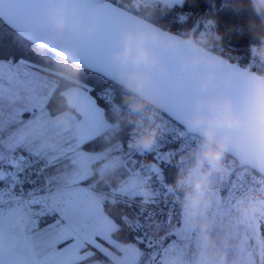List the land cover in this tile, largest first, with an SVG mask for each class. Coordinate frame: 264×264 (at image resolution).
<instances>
[{
  "label": "snow or ice",
  "instance_id": "snow-or-ice-1",
  "mask_svg": "<svg viewBox=\"0 0 264 264\" xmlns=\"http://www.w3.org/2000/svg\"><path fill=\"white\" fill-rule=\"evenodd\" d=\"M115 4L116 0H71L66 10L69 21L77 10L82 15L80 27L69 32L74 37L73 47L79 61L94 69L95 73L109 76L114 75L111 50L119 46L118 28L126 19L125 14L114 7ZM93 6H102L95 16L90 14ZM53 11V0H0V264H78V250L74 246L65 247L78 240L99 242L105 245L100 251L112 255L107 251L112 222L105 215L100 201L85 187L89 183V170L104 156L101 153L88 154L82 149H87L94 139L114 132L115 125L103 111L107 108L104 100L98 98L97 106L96 100L82 92L85 104L82 120L73 118V124L64 128L67 138H61L59 142L52 139L59 126L48 119L50 113L45 110V89L40 75L42 68L38 62H33L32 57L36 55L34 49L37 45L54 47L48 28V17ZM90 26H94L91 34L87 32ZM94 76L104 83L100 76ZM241 76L246 78V74ZM184 79L186 84L181 90L162 82L166 90L163 98L166 115L173 123L185 120L191 108V96L197 91L193 78ZM91 96H96V92L93 91ZM233 96L236 110L244 117L249 131L264 128V118L257 115L264 113V80L248 79L243 89L233 90ZM124 147L117 144L114 151L120 152ZM170 155H158L157 159L163 163ZM42 156L47 158L48 168L63 162L71 169L65 188L51 197V204L48 203L49 197L44 196V189L39 190V196L31 193L28 201L15 199L20 173L33 166L29 163L33 157ZM247 158L264 170V144L258 149H250ZM108 167V164L104 165V169ZM151 171L163 180L161 169L155 164ZM138 175L137 172L130 174L123 191L137 194ZM6 183L10 189L7 193ZM47 191L51 193V189ZM234 203L239 205L242 201L235 200ZM257 203V217L249 222L248 229L252 232V242L264 258V200ZM25 207L38 210L36 215L41 219L34 220L31 229L19 230V226H12L6 250L5 209L11 217ZM166 222L172 228V219ZM49 228L58 231L49 232ZM190 231L186 222L183 226L177 222L164 237L163 244L175 241L177 236L187 238L182 234ZM140 237L141 233H136L133 244L126 249L113 242L112 246L118 250L119 264H143L135 245L147 249L149 264L164 259L159 250L161 246L146 235ZM171 247L177 245L173 243Z\"/></svg>",
  "mask_w": 264,
  "mask_h": 264
},
{
  "label": "clouds",
  "instance_id": "clouds-1",
  "mask_svg": "<svg viewBox=\"0 0 264 264\" xmlns=\"http://www.w3.org/2000/svg\"><path fill=\"white\" fill-rule=\"evenodd\" d=\"M70 2L71 0H57L55 10L48 17V28L54 43L63 50L62 63L55 74L66 84L59 93L64 107L57 111L53 119L64 127L70 126L73 112L82 113L85 107L81 96L82 81L68 46L74 39L68 33L80 27L82 15L77 10L69 21L66 10ZM170 3L171 0H130V6L146 9L147 13L154 12L157 7L163 11ZM249 3L253 12L260 17L259 26L251 21L250 27L260 41L258 51L264 58V0H249ZM215 25V19L208 18L205 21L206 30L199 33L189 29L183 35L167 32L165 36H162L163 30L147 21L121 28L120 46L113 50L112 55L116 63V81L123 89L122 102L130 109L128 121L135 125L132 128L135 135L131 141L134 145L149 149L162 131L158 118L162 111V102L154 88V69L157 65H165L161 60V52L155 46L162 44L167 51L173 53H182L184 48L190 49V57L184 59L185 65L201 62L209 66L215 65L222 59L210 52L213 43L222 39L215 31ZM92 30L90 26L87 32L91 33ZM213 76L214 70L205 72L199 86L208 88L214 83ZM194 104L193 110L187 116V126L197 135L198 140L180 157L181 160L188 157L192 159L187 166L178 168L173 187L182 193L179 200L188 223L199 226L200 241L204 245H215V239L210 232L208 212L216 198V187L230 172L231 161H227L226 157L231 148V129L241 124L244 117L234 109L232 97L227 94L199 95ZM142 189L148 191L144 185ZM260 196H264V187L256 189L247 199L240 210L239 223H245L256 215ZM217 256L220 258L217 259ZM209 259L210 264H226L222 249L210 251ZM231 264H239V261L234 260Z\"/></svg>",
  "mask_w": 264,
  "mask_h": 264
},
{
  "label": "trees",
  "instance_id": "trees-1",
  "mask_svg": "<svg viewBox=\"0 0 264 264\" xmlns=\"http://www.w3.org/2000/svg\"><path fill=\"white\" fill-rule=\"evenodd\" d=\"M116 3L160 25L161 27L177 32L181 35L189 29H195V32L197 33L206 19L214 18L216 21V31L222 39L214 42L211 50H214L234 61L237 59L229 55L227 51L238 53L243 58L239 62L243 66L245 58L251 55L255 47L260 46L259 39L254 35L253 30L250 27L251 21H255L259 26L260 17L253 12L249 0H184L182 4L169 6L163 11L157 7L152 13H147V10L143 8L137 9L136 7L130 6V0H116ZM215 44L224 47L226 51H221ZM34 52L36 55L32 57L33 62H38L42 69L49 71L56 77V88L47 101L49 112L52 115H55L58 110H61L64 107L59 93L62 88L66 87V84L62 78L57 77L55 74L62 63V56L39 45L35 47ZM74 66L78 68L79 78L82 81V84L89 87L91 92H96L97 100L99 98L97 95L98 90L109 85H115L123 92V89L119 84L114 83L112 80L101 74L95 73V71L82 67L76 63ZM94 74L100 76L104 83L101 84V80L94 76ZM103 100L107 105V108L104 109L107 117H110L112 121H114L113 112L115 103L106 99ZM121 103L122 105L124 104L122 101ZM108 144V138L106 135H103L94 139L86 150L101 151L104 150ZM132 161H135V163L133 164ZM153 162L162 167V171L166 175V184L171 188L175 180L174 167L171 164L162 163L154 157V155L150 154L133 158L126 166L104 177L103 180L100 181L99 186L111 187L113 185L118 188L121 181L131 174L132 171L135 170V167H145ZM98 175V172H95L89 180ZM168 196L169 193L164 197H158L152 202L160 206H165ZM105 204L108 214L118 223L117 229L113 232V236L117 240L133 242L134 238H136V233H144V225L141 220L145 218V214L141 206L129 201L112 200L110 198L106 199ZM48 218L50 219L51 216ZM164 224L167 223L164 222ZM92 246L93 245H89L86 248ZM93 247L95 248V246ZM94 250L95 253L92 256L78 261V264H83L92 260H101L105 264H113L109 256L103 254L100 249L95 248ZM145 262L144 256L143 264H145Z\"/></svg>",
  "mask_w": 264,
  "mask_h": 264
},
{
  "label": "rangeland",
  "instance_id": "rangeland-1",
  "mask_svg": "<svg viewBox=\"0 0 264 264\" xmlns=\"http://www.w3.org/2000/svg\"><path fill=\"white\" fill-rule=\"evenodd\" d=\"M256 48V47H255ZM93 154L101 153L103 156H105V151H92ZM155 164L156 167L161 169V173L163 176V180L156 177V173L151 171V166ZM58 166L60 168L64 167V163H59ZM97 169L99 173L104 172V164L101 163L97 166ZM94 168L92 167L89 170V175L94 173ZM139 173V175L136 177V195H132L128 192L123 191V189L127 186L129 176L130 174L125 177L118 188L116 186H102L104 190L95 189L93 188V191L96 192L97 196L93 192H90L92 197H98L100 203L102 204L103 211L105 215L110 219L114 220L112 216H110L106 210V199L110 198L112 200H123V201H130L133 202L135 200H143L144 202H152L153 200H156L158 197L166 196L170 191L171 188H169L166 184L165 180V173L162 171V167L153 162L145 167H135V170L132 171ZM131 173V174H132ZM68 177V176H67ZM63 178V181L66 183V178ZM93 179L89 180V182L93 181ZM146 182V184H145ZM45 184V181L44 183ZM142 185L147 188V192H145L142 189ZM47 188V186H45ZM6 189L9 191L10 189ZM48 189V188H47ZM170 189V191H168ZM46 192V191H45ZM45 194V193H44ZM222 197H221V195ZM182 195V193H181ZM47 197V196H46ZM17 200L23 199L24 201H28L30 198H15ZM130 199V200H129ZM239 200L242 201L239 205H235L234 201ZM6 202H7V195H6ZM49 202V200H48ZM247 202V199L243 198H229L225 197L222 192L216 191V198L213 201L212 207L208 212V217L210 219V232L212 236L215 239V245H204L200 239H199V226L198 225H192L188 223L187 216L183 212L181 208L180 200L177 201L176 204V216L175 221H173L172 228L169 226H163L162 232L157 233V231H160L156 228L151 229V231H147L146 233H142L140 238H143L144 235H146L148 238H150L153 243L157 244L158 246H161L159 250L164 256V259L162 261H156V264H210L209 259V252L213 251L215 249H222L223 257L226 261V264H231L232 261L238 260L239 264H264V258L261 257L259 249L257 246L252 242V232L248 229L249 222L254 220L257 217L256 215L247 220L245 223H239V217H240V210L244 206V204ZM153 203V202H152ZM38 210L27 208L25 207L24 210L18 211L15 215L8 217L7 215V208L5 209V249L7 250L9 241H8V235L9 230L12 226L16 225L19 226V230H22L23 228H29L31 229L33 227V221L37 219H41L36 215V212ZM146 218V217H145ZM179 222L181 226L186 222L190 228L191 231L187 232L186 235L187 238H181V236H177L175 241H169L168 244H163L164 237L168 234V232L172 231L175 228L176 223ZM117 223V222H116ZM118 224V223H117ZM168 225V224H164ZM49 228L48 230H50ZM111 229V238L110 242H115L119 245V248H127L129 245H132L133 242H123L120 240H117L112 235ZM87 242H93L91 240ZM83 240H78L73 243L74 246L84 244ZM175 243L177 247H171V245ZM99 244V242H97ZM89 246V245H88ZM87 246V247H88ZM141 255L143 256V251L145 254V264H149V261L147 257L150 255L146 248H140L138 245H135ZM93 247V246H92ZM102 249L105 248V246L102 247ZM92 251H89L85 254L80 255L79 258H85L92 254ZM107 251L111 252V256H109L111 262L113 264H119V257L117 254V250L113 247H107ZM95 252V250L93 251ZM115 258V259H114ZM217 259L220 257L217 256Z\"/></svg>",
  "mask_w": 264,
  "mask_h": 264
},
{
  "label": "built area",
  "instance_id": "built-area-1",
  "mask_svg": "<svg viewBox=\"0 0 264 264\" xmlns=\"http://www.w3.org/2000/svg\"><path fill=\"white\" fill-rule=\"evenodd\" d=\"M205 21L197 33L201 30H206ZM215 45L221 51H226V49L219 46V44ZM258 49L259 46L253 50L250 56L245 58L243 64L249 69L264 74V58L261 57ZM227 53L236 58L237 62H240V60L243 59L241 55L233 51H227ZM122 94L123 92L115 85L106 86L99 89L97 92L100 99H106L115 103L113 112L115 131L106 135L109 140V144L105 148L103 164H108L109 167L104 169V172L99 175V177L87 184L91 188L104 190L101 185V187L99 186L100 181L103 180L104 177L121 169L133 158L139 156L150 154L157 158L158 155L163 156L166 153L171 154L168 160L164 163L171 164L174 167L175 176L178 168L187 166L189 161L192 159L191 157H188L187 159L181 160L180 157L184 156L185 153H187L197 143V135L189 131L183 124L173 123L163 110L158 117L162 125V131L158 135L155 143L149 149H141L134 145L131 141L132 137L135 135L132 131V128L135 125L133 123H129L128 121V113L130 112V109L126 104L122 105ZM145 122H147L146 118ZM181 132L184 133L183 136L180 135ZM117 144L125 146L122 151H114ZM25 159L28 158L25 157ZM226 160L231 161L230 172L227 178L218 184L216 191L222 192L225 197H229L230 199H248L256 189L264 187V174L250 166L239 165L238 160L231 154H228ZM29 163L33 166L28 167L26 171H22L20 173L15 198H31V193L33 192L39 196L40 189H44L48 192V189L45 188V184H43L45 179L44 166L37 161L35 157H33ZM5 187L9 189L7 183ZM45 191L44 193H46ZM179 196H181V193L177 192V190L172 186L165 206H160L152 202H144L143 200H135L132 203L141 206L147 219H162L165 223H167V219L171 218L172 221L175 219L176 204L179 200ZM262 197L264 196H260L258 199Z\"/></svg>",
  "mask_w": 264,
  "mask_h": 264
},
{
  "label": "water",
  "instance_id": "water-1",
  "mask_svg": "<svg viewBox=\"0 0 264 264\" xmlns=\"http://www.w3.org/2000/svg\"><path fill=\"white\" fill-rule=\"evenodd\" d=\"M53 4H54V10H55V7L57 5V0H53ZM101 7L102 6H93L90 14L93 16L97 15L101 11ZM114 7L118 8L119 11L125 14L126 16L125 21L119 25V28H118L119 37H120V30L123 26L125 25L135 26L137 24H142L145 21H147L150 24H154L158 26L161 30H163L162 36H165L167 32L181 35L177 32L161 27L160 25L144 18L141 15H138L128 10L125 7L118 5L117 3L114 5ZM91 27L93 29L92 30L93 32L94 26H91ZM49 33H50V30H49ZM50 36H51V33H50ZM51 38H52L54 47L49 48L47 45H44L41 47L46 48L54 53H57L60 56H63V50L56 46L52 36ZM73 40L69 43L68 46L71 49L74 62L82 67L95 71L91 67L84 65L79 61L77 57V53L73 47ZM155 47L161 52V60H162L163 65H165L164 67L157 65L156 68L154 69V73L156 77L154 88L157 94L161 98L162 110L164 112H166V109H165L163 98H164L166 90L162 82H167L172 88L181 90L185 87V84H186V80L184 78L185 77L193 78V83L197 91L191 96V108L186 113L185 120L182 122H179L183 124L189 131L190 129L187 126V116L193 110L195 106L194 101L197 96L199 95L215 96L221 93L227 94L232 97L233 107L236 110L233 90L243 89L246 86L248 79L264 80V74H261L258 71L246 68L241 63L233 61L230 58L224 55H221L211 49H210V52L216 54L222 59H220L219 62L216 63L215 65L209 66L203 62H201L200 64H195V65H192V64L185 65L184 64L185 57H190L191 55V51L188 48H184L182 50V53H173V52L167 51L163 47L162 44H157ZM115 48L111 50L112 58H113L112 53ZM113 62H114V58H113ZM209 70H214V76H213L214 83L210 85L208 88H201L199 84H200L201 79L203 78V74ZM113 71H114V75L112 76H109L105 73H99V74L112 80L114 83L119 84L116 81V63L115 62H114ZM241 74H246V78L242 77ZM257 115L260 118H264V113H258ZM245 125H246V122L245 120H243L241 124L231 129L232 142H231V148H230L229 154H231L238 160L239 165L250 166L254 168L255 170L264 174V170H261L259 167H257L247 158V153L249 152L250 149L252 148L258 149L261 147L262 144H264V128H258L255 132H250L249 129Z\"/></svg>",
  "mask_w": 264,
  "mask_h": 264
},
{
  "label": "crops",
  "instance_id": "crops-1",
  "mask_svg": "<svg viewBox=\"0 0 264 264\" xmlns=\"http://www.w3.org/2000/svg\"><path fill=\"white\" fill-rule=\"evenodd\" d=\"M183 2H184V0H171V3H170L169 6H174L176 4H182ZM40 75H41L42 83H43V86H44V89H45V98H44V104L46 106L45 110L49 112L48 107H47V101H48L49 97L51 96L52 92L54 91V89L56 88L57 80H56V77H55L54 74L50 73L49 71H47L45 69H42V71L40 72ZM81 88H82V92H84L86 95L90 96L93 100H96L97 101V106H99V103H98V100H97L96 96H91V93L92 92H91L90 88L87 87L86 85H83V84L81 85ZM103 111L105 112L104 109H103ZM84 113H85V107H84V111L82 113L73 112V115H72V118H71V122H70V126L73 124V118H76L77 121L82 120V118L84 116ZM55 115H52L50 113L48 119L50 121L54 122L56 125H58L54 121V119H53V117ZM105 115H106V113H105ZM58 126H59V128L57 129V133L52 137V139L55 140L56 142H59L61 140V138H67V136H68V133L66 131H64V128L65 127L62 126V125H58ZM34 135L35 134L33 133V136ZM82 150L87 151L88 154H93L92 151H88L86 149H82ZM36 159L39 162L41 160L44 161L43 163H41V162L40 163L45 168V174H44L45 186H47L48 189H51V193L46 192L44 194V196L49 197V199H48L49 202L48 203L51 204L52 203L51 197L52 196H55L58 192L63 191V189L65 188L66 183L63 181V178L64 177H67V176H69L71 174V169H69L68 167H66L65 164H64V167L63 168H60L58 166L59 163H57L54 168H48L46 166L47 165V158L46 157L42 156V157L36 158ZM102 160L101 161H98L93 166V168L95 170L94 173L95 172H98V174H99V171L97 169V166L100 165L101 163H103ZM94 173L91 174V175H89V179L94 175ZM85 187L89 190V192H93L95 194V196H97L96 195L97 193L93 191V188L89 187L88 185H86ZM221 197H222V195H221ZM94 198H96V199L99 200L98 197H94ZM260 200H264V197L258 199V201H260ZM174 221H175V219H174ZM111 222H112V228L111 229H114V230H112V235H113V232L117 229L118 224L116 223L115 220H113V221L111 220ZM141 222L144 225V233H146L147 231L148 232L151 231L152 227H153V229L156 228V229L160 230V229H162L163 226H169V225H164V221L162 219L148 220V219L144 218V219L141 220ZM40 231L43 232L44 231V228L41 227L40 228ZM48 231L49 232H56V231H58V229L51 228ZM159 232H162V230L157 231V233H159ZM73 243H75V241L72 242V245H65V247L74 246ZM88 245H93V246H95V248L102 249L100 247L101 244H97V242H86L84 244L76 245V246H74V248L78 250L77 251L78 257H80V255L85 254V253H87V252H89L91 250L94 251V249H95L94 247L86 248ZM112 245H113V243H111L110 241H108V246L107 247H113ZM103 246H105V245H102V247ZM93 251H92V254L91 255H89V256H87L85 258H79L78 261L87 259L88 257L92 256L95 253ZM145 254H144V251H143V256L141 255L142 260H143V258L145 256ZM83 264H105V263L103 261H101V260H92V261H87V262H85Z\"/></svg>",
  "mask_w": 264,
  "mask_h": 264
}]
</instances>
